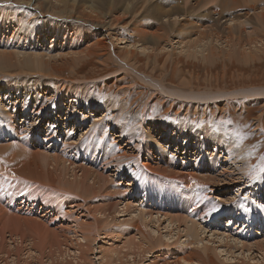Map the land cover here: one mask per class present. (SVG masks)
<instances>
[{"label":"rangeland","instance_id":"obj_1","mask_svg":"<svg viewBox=\"0 0 264 264\" xmlns=\"http://www.w3.org/2000/svg\"><path fill=\"white\" fill-rule=\"evenodd\" d=\"M4 1H8V0H4ZM138 1L139 2L137 4L138 6L137 12L128 18H124L119 23L117 28L114 30V34L111 35V37L114 39L113 40L114 46L117 52L121 51L122 49H126V47H129L130 42L132 43L135 42V41H132L133 40L132 38L130 39V33L129 31H127L129 29L127 28V26H129L128 25L129 21H131L132 19L141 17L142 16L141 12H143L144 9H147V14H154L155 8L157 9L158 13L163 14V12L165 11V8L166 7L168 8V5L162 6L160 4H157V2L160 0H156V1L155 0H138ZM239 1L240 0H237L236 1L237 3L234 2L236 6L233 3V5L235 6L233 7V5L231 4L232 2L229 1L228 3V0H225V1L221 0V2H219V0H211L210 2L209 0H193V1L192 0H177V1L171 0V4L173 6L180 4V6H178L180 7V10L177 12H174V14L172 13V14L162 17L161 20H163V22L159 21V18L157 17H153V18L146 17L145 22L147 23L150 22L149 24H151V26L154 25L155 27H158V28L170 27L172 29V30H169L171 37L169 38V43L167 42V46L169 45L168 48L170 47L175 48V50L171 53L172 54L171 56L174 57V63L173 62H172L173 64L169 63L166 69L167 72L164 77V84L167 87H171V86L175 88L177 86L178 88L183 87V85L180 84L181 76L182 78L188 77L187 79H190V76H189L190 74L193 76L191 77V79L195 80L196 79L195 75L199 76L200 78L199 81L195 80V84L193 86L188 87L189 89H193L195 91L197 90L199 91H211V90L219 91V90H223L224 88H226L224 90L228 92H235L236 90H239L241 88H246V89H251V88L255 89V87L256 89L264 88V52L258 51L257 48H255L261 43L264 44V38H263L264 37V32H263L264 31V23H263L264 0H247L248 3L247 5L245 3V6H243L244 5L243 3L246 2V0H241V4L238 3ZM254 1H256L257 3L256 2L254 3ZM26 2L27 3L29 2L28 4H30L31 0H9V3L7 5H9L11 9H9L10 7L5 6L7 7L5 8V11H6L4 15L5 17L0 16V23L4 21L6 24L11 25V28H12V31H5L2 28V25L0 24V50L2 52H6L9 54L14 53L16 55L15 57L13 56L14 57L13 60L12 58L9 59V60H12L11 62L13 63V65L9 66L8 64V65H5V67L3 68L0 67V89H1L0 90V96H1L0 101L5 103L6 105L12 106V102L18 97L19 101L17 102L16 107H18V110H19L18 111L19 112L18 121H19L22 118L21 112L23 108L26 107L27 101H30L31 98L36 94L35 92L34 95H30L31 92L38 91L39 94L45 93L44 95L46 98H52L53 96L52 93L45 91L44 87L38 90L36 89L34 90L33 87H29L30 85L32 86V84H29L30 81L31 82L33 80L38 81V79H33V76L27 74L33 71L40 72L39 74L45 73V76H39L35 78H39L41 81L45 82L46 84H50L52 88L53 86L54 87L56 86L55 78L57 76L59 78H62L63 80L72 79L75 82H79V81L81 83L84 82L83 84L91 88L90 91L88 92L89 94L88 98L90 97L91 98L87 99L89 100L88 102L90 103H84L83 105L82 104L78 105L74 103V100L72 101L71 98H69L70 99L69 100L63 96L64 98L63 102L65 101V103L75 106V110H72V108L70 110L64 107L63 109H61V111L58 112L59 116L53 115V110H47V112H42L41 114L32 115L31 113V118H28L26 121H23L24 120L23 119L22 122L23 124H25L23 131L29 132L34 128L35 125H38L40 126L39 130L41 134L43 135L42 139H38V138L33 139L31 142L32 143L31 145H26L24 143L21 144L18 141V137L16 135H12L11 137L5 136L3 127H2V121H1L2 117H0V145L3 146V149H4L3 153L5 154L11 155L10 154L11 152L13 153L17 152L18 156L13 158L11 166L13 167L12 170L15 171L17 174L22 175V179H23V181L21 180V183H20L21 190L18 191L16 189L15 194L13 195L18 196L22 192V189H24L26 191L31 192L34 196V199L32 197H30V199H26L25 207L21 209H19L20 205L16 206V204H13V202H9V199L7 197L5 198V204H7V206L11 209L19 210L20 213H23L24 211H26V212H31V214H34L35 210L40 211L41 210L40 206H44L46 204L47 206L46 207L44 206L42 208V211L40 213L41 215L46 211V209L48 208L52 209L51 212L48 213V216L44 217L47 223L49 224L48 226L50 227L47 230V231H50V235L48 234L47 231L45 233L48 235L49 239L46 237L45 234H44V238L46 237L45 240L47 242L51 240L52 241L59 240V243L62 244L60 246L63 247L62 249L64 250L62 252V255L59 252H57L58 259H54L52 261L59 262L60 264H65L67 263V261H70L71 264H79L81 261L77 263V261L74 258L76 256L74 252L78 250L77 244L82 243L84 246H82L81 249L84 250V254L87 253L88 260L90 261L93 260V262L90 263V261L85 259L87 262V263L85 262V264H102L103 260H104L103 264H105L108 261L109 257L112 256L113 254H114L113 258H116L117 254L122 255L123 253H126V252H127L126 253L127 257H123V260L128 261V264L132 263L131 260H134V262H136L135 259H138L137 260L139 261L138 264H148L149 262L150 264H152L153 263L152 257H154L156 254H165V253H163L162 251L161 252L158 251L161 249L157 248L154 250V252L146 253L145 254L146 256L137 255L134 252L135 249L134 248H133L134 250L132 249L134 244L137 243L135 240L141 239L142 241H140L139 243L142 246L143 244L145 245L148 242L147 240H146L147 242H145L144 240L145 238H148L150 235V237L162 238L161 240L168 241L170 244L172 243L177 244V246L183 245L185 242V239L188 238V236L186 235L187 233L185 232L186 231L185 227H187V224L192 223L195 226H197L196 231L198 230L197 233L193 236L195 245L201 249V247L203 248V244L207 246V243H210L208 244L209 247L207 246L208 247L207 249L210 254L214 252L211 255L218 264L220 263L221 264H240V263L245 264V262L246 264H254V263L257 264L258 261H259L258 264H262L264 262V256H263L264 255V244H262L264 242L262 241L264 239V235L257 236V235H253L252 233L254 230L256 232V230L264 231V229L258 230L260 223L257 225L253 223L248 224L250 221L247 220V217L249 213L252 214L253 217H254V214H258L259 216H262V217L264 216V197L259 195L262 190V187L264 186V97L262 98L263 101L261 99L260 101H256L254 97L247 96L246 98L243 99L244 100L243 104H240V102L236 100L237 98H234L231 96V98H229L230 99L229 101H227V99H223L221 101L219 100L218 105L209 104V103H206V104H209V105H206L202 102L198 103L194 99L196 101L195 105L197 107L196 112L194 111L195 108L191 105L192 103H189V101L191 100H188V99L180 100L179 99L177 100V105L174 108L173 107L174 101L171 99L175 96H172L171 94H167L164 91L153 87L152 85L144 82L142 79L139 78V76H137L136 74L130 71L128 72L121 71L119 67V63L116 60L112 59V61L109 60V61L104 62L103 60L104 56L102 55H99V54H93L90 56L86 55L85 53V50L87 48L86 46L88 47L92 46V44H94L96 41L95 37H98V38L101 37V33L97 31V28H95L96 34L91 35L92 34L91 32H93L94 30V27H92L93 25H91L90 23L85 24L81 21H77L75 24H79L77 25L79 27L74 26L73 29H70L67 31H64L65 29L63 28V23L58 24V26L57 24L56 25L54 24L53 28H50L51 26H48L47 22L49 20L52 21L51 18H53L52 17L53 15H50L51 13L47 10V7L45 6V4L42 1H40V5L42 4L41 7L40 5H37V3L35 4L34 2H33L34 6L33 5L29 6ZM130 2L131 0H124V2L122 3L125 6H127L128 4L130 6ZM10 4H12L13 6ZM251 4L255 5V7L251 8L250 6ZM0 5H3L2 1H0ZM38 6L41 10L38 8L39 11L35 14L34 13L35 10L32 9V7L34 8ZM43 6L45 7L43 8ZM258 7L259 8L263 7V9L261 8L263 12H261V10ZM169 8L173 9L171 8V6ZM246 9L248 12H246ZM257 9L258 11L259 10L260 11L258 12ZM114 11H115L114 12L115 14L122 15L123 7H120L118 10H114ZM247 15L249 17H246ZM229 17L230 18L233 17V18L230 19ZM238 18L239 20L240 19L241 20L239 21ZM234 19L237 22L234 21ZM155 20L159 21L158 25L156 24ZM229 20H231V22L234 21L235 23L234 22L231 23ZM243 20L245 21V24L243 23L244 22ZM116 23L118 22L114 21V25H116ZM161 23H163V26L161 25ZM255 23L258 24V27L254 25ZM59 25H62V26L60 27ZM184 25H187L186 27L188 29L190 28L191 29L188 31V29L184 27ZM248 25H251L252 27L256 26L258 28V31L256 27H254L255 28L254 29ZM235 26H241V30L243 29L245 30L240 31V32L236 31L233 29V27ZM204 27H207L210 32L207 35L208 37L205 38L206 39L205 41H209V43L217 44V45L219 43L220 48H224L226 46L227 36H230L232 34L235 35L236 33H238V35H240L241 43H243L244 44L243 46H245L242 50L244 53L240 54V56H247V57L249 56L248 59L250 57H253V59L251 58L249 61L246 62L243 60H238L235 57L230 59L228 58L227 55H221V57L215 58V60H213L212 62H208V60H206L205 57H202L200 53L198 54L199 56L196 58L187 57L186 54L183 53L184 46L179 47V45L185 44L186 41L191 40V39H198L201 36L199 34L200 29L202 31ZM213 27H215V29ZM87 28L89 29V31ZM54 29H58V31L54 32ZM74 29H77V30H74ZM61 30L63 31L62 33L65 34L66 37H63L61 35ZM211 30H213L214 33H212ZM81 31H84V35H85L84 37L79 36L80 33H83ZM257 33L258 34L260 33L259 36ZM115 34L116 36H114ZM104 35L105 37H110L108 36L107 32H104ZM88 36L89 37L91 36L94 39H90L88 38ZM218 38H220L221 40ZM243 39L245 40L243 41ZM181 41L183 42L185 41V42L183 43ZM253 41L257 42L258 45L251 43ZM170 43L172 44L174 43L173 47L172 45H170ZM135 44H138V43H135ZM162 45H163V42H162ZM247 46L249 47V49ZM253 49H255L256 51ZM77 50L79 52H77ZM166 51L167 50H164V52ZM257 51H258L257 53L258 55L255 54V52ZM76 52L78 53V55ZM260 52L262 54H260ZM203 53H205V51ZM74 54H76V56ZM72 55L76 58H74ZM137 55H138V58H137L138 60L136 61V63L138 65L139 64L141 65L140 71L142 73L145 72L146 74L148 73V75H151L150 74L151 69L147 67L149 65H147V62H146L147 61L146 54H142V52L137 50ZM77 56L79 59L77 58ZM164 56H166V53H164L163 58H161V62H160L161 64H163L164 62V59H165ZM30 57H42L43 60H48L51 62L60 61L61 64L59 63L58 65L61 67L65 66V65H62V61L65 60L66 63L64 64H66L67 67H65V69L62 70V72H60L59 74H57L56 72H52V73L50 72L51 74H54V75H49L48 71L47 72L40 71L39 69L32 70L33 68H31L32 66H30L31 63H28L27 61V59L29 60ZM71 57H73L75 60H73V58ZM72 60L74 61V64H76V66L79 67V69L77 70V73L74 72V69L77 67H73ZM68 61L70 63H67ZM37 63L38 62H35L33 63V65L37 66ZM22 69H24L25 71ZM180 71L183 72V74L180 75ZM159 72L160 71H157L155 73L156 78H160L161 75L159 74ZM16 74H17V77L19 78L15 76ZM13 76H15L14 79L10 78ZM208 77H210L209 80L205 79ZM15 80H19L21 83ZM205 80H208V81H205ZM211 80H212V83L213 82L217 84L220 83V85L217 86V88L216 86L212 88L210 86ZM96 81H101L100 83L101 85L98 84L96 85V87L93 86V84ZM6 82H8L9 84L4 85V83ZM91 82L92 84H89ZM25 86L28 88L27 90H29L28 93L25 91H22L23 87ZM18 88H21V89L18 90ZM63 88H64V84H63ZM8 90H11L13 94L11 93L10 97L7 98L4 96ZM152 90L154 91L152 92ZM24 93L27 95V97H25ZM88 94H86L85 97ZM114 94H117V96H119L118 99L116 100V103L111 100L114 98L113 97ZM71 97L73 99L76 98V96L75 97L71 96ZM256 97H258V95ZM103 99H106V100H103ZM165 102L169 104L166 105ZM197 103L202 104V105H198ZM34 104L35 102H32V105ZM89 104H92V106H94L95 108H92V106H90ZM110 104H112L113 106ZM89 107L92 109L90 110ZM33 108L34 107H31V111L33 110ZM145 108H148L146 112L148 119H146L147 120L146 122L141 121L140 119V117L145 118V116L142 115V113L145 112L144 111ZM38 109L39 108H37V110ZM85 113H87L89 117H83V114ZM171 114L173 116H171ZM168 116H171V118H169L168 121H165V118H167ZM175 118L177 120H183V121L190 118L191 120L190 125L187 124L188 123L187 121L185 122L181 121L177 124H187L189 128H192V129L194 128V129L193 130L191 129V131L188 133L187 132L184 133V131L179 133L180 130L177 128H174L175 125H177L175 124V120H174ZM154 119H156L157 121H161L163 119L165 123H171L175 125L166 126L162 124H159V125L151 124L152 120ZM261 121H263L262 124H259ZM96 125H98L100 129H98V131L91 132L92 135L89 138L90 139L89 146L91 147L90 152L86 154L81 152L77 160L70 159L69 161H66L65 163L64 161H62V159L61 160L59 159L60 161L59 164L55 165L52 161L51 164H49L47 167L42 166L43 162L41 160V152H43L44 150H47L49 156H54V155H63L64 157L68 155L70 156L74 153V150L76 149L74 148V146H77L78 148V146H80V144L86 138V137L83 138L84 136L83 133L89 129H92L93 126H96ZM157 126H163L166 129L168 128L172 129V132L175 134L176 137L181 136L178 144H176L177 142L172 143L170 139H168L169 141L168 140L161 141L162 144H164L170 150L168 152L167 161L171 162V165H172L171 171L176 172L177 174L178 173L180 174V172L182 171L186 172L185 174L189 173L191 174V176L197 177L200 181L199 183H194L193 179L188 182L181 183L177 180L176 177L173 178L170 176L163 175L164 170H165L164 171V174H165L170 169L159 166V165H163L161 164V160H163L165 152L162 150L159 143H157L156 139L163 140V138H165V136L163 137V134H166L172 137L173 135L168 134V131H165V130L164 132L160 131ZM114 133L115 135H117V137H113ZM142 133L147 136L146 142L144 144L141 143ZM37 134L38 133H35V136ZM210 135L215 136V139H212V140H215L213 142H216V144H218L219 142L221 143L220 145L218 144L217 146L224 147L223 143H229L233 148H236V149L232 153H229L224 148H219L220 150H213L214 154H209V155L206 154L205 150L213 149V147L211 146H213L214 143L212 141L209 144L201 143V142L204 141V137L206 139V137ZM197 136L199 138V144H203L204 147L201 149L199 153L191 154L187 159L181 158L180 156H182L184 152V142L186 140H189L190 142L189 146H193L191 143L198 140ZM6 137H8L9 139H6ZM238 139L242 143L236 144V141ZM38 147H41V148L38 149ZM156 147L158 148L160 147L158 151ZM175 149L178 151H175ZM171 150L174 152H178L177 155H172ZM153 152L155 153V156L150 158V153H153ZM33 159H35V162ZM241 159L242 161H239ZM250 159H253V162H251L252 160L250 161ZM38 161L39 163H37V165H34ZM69 162H73L75 164L70 165ZM145 162L147 165L143 167L142 165ZM163 166H166V165H163ZM156 167H158V170H155ZM24 168H25V171H27L28 173L24 171ZM44 168H47V169H44ZM26 169H29L30 171ZM42 170L44 174L40 173L42 172ZM246 170L248 173H246ZM101 173H105L106 175H109V177H105V176L100 177ZM230 173L232 176L230 175ZM250 173H251L250 175L251 177L253 176L258 177V179L252 180L251 178H249ZM37 175L39 176V178L40 177L42 178L41 181L39 178H38L39 180L37 179ZM134 175H135V178H134ZM33 176L36 177V179ZM45 176L46 178H44ZM261 176H262V179H259ZM148 177H151V179L146 180ZM43 178L46 180H44ZM60 178H63L64 180H66L67 183H68V180L74 181V183L72 184V186L74 187H70L68 185H65L64 183L61 184L59 182L61 180ZM55 181L60 185H58ZM32 182H38V183H32ZM132 183L133 185H129ZM77 184L78 186H76ZM7 185H9V182L4 181L2 188L8 189V187L5 188V186ZM146 185L147 186L155 185V188L157 187L162 192H165L169 196V199L173 200V202H170L167 206H164V207L162 205H159L158 207L154 206L155 205L154 203L153 205H151L150 203L152 200L150 197L141 198V196H138L139 193H141V191L143 190L141 187L146 186ZM95 186L98 188H96ZM75 187L77 188V190ZM133 187L134 189L139 190V193L135 194V196L131 195L133 190H130V189H132ZM127 189H129V191ZM158 192L160 191L158 190ZM124 193H130V195L126 196V199H127L126 202H128L132 206L134 207H139V206L141 207L144 205L147 206L144 210L145 211L144 216L142 215L138 216L139 214L138 208L136 211H133L135 215L131 211H129L130 214L128 213V211H123V208H125L124 205L126 203L124 200L122 202H119V201L114 202L115 200H117L118 195L123 196ZM174 194H181L183 196H192V197L201 198L202 205L201 204L195 205L196 208H199L198 211L195 210L193 212L192 211L193 208H190L188 210L184 208L182 210L180 209L178 202H177L179 198H176ZM9 195H12V194L9 193ZM23 198L24 197L22 196L20 197L19 200H23ZM217 198H221V199L217 200ZM15 200H17L16 197H15ZM35 201L38 202L37 205H33ZM113 203L116 206L111 207L112 213H113V216H115V218L117 219V221L113 220L112 214L110 215L111 219H110V216L102 215L103 216L102 217L100 214L101 212L99 211L100 208H103L102 206H104V208L105 207L107 208ZM33 206H34V209H31ZM149 206L150 208L153 207V213L151 215L146 214V212H148V210L150 209ZM53 208H56V209L54 210ZM95 208H96V211L93 210ZM164 209H167V210H164ZM92 213L93 215H96V216H93ZM131 213L135 217H133ZM223 213H227V214L234 213L238 215L237 219L235 218L233 219L234 223H232L231 229H229L230 227H224V225H221L223 217L220 215H222ZM31 214L23 213V215H26V216H29ZM41 215L37 216V218L41 217ZM176 215H178L179 218L175 217ZM17 216L23 222L27 218L24 216H19V215ZM169 216H172V219ZM173 216H174V219H173ZM180 216H189V217H187V219H184ZM83 218H84V221H83ZM124 218L125 219L128 218V221L127 220L125 221ZM132 218H136L135 221L132 223H135L138 226L140 225L144 229L143 228L141 229V227L139 230L137 228L133 230L127 229V226L131 222L130 219ZM169 218L170 220L175 221V222L173 221L174 224L173 223L169 224V221H170ZM92 219L93 221L91 222ZM95 219H96V222L100 221V223H98L99 225L95 222ZM100 219H102V222ZM158 219H159V222H158ZM175 219H177V222ZM80 220L82 221V223L84 222L86 224L84 223L82 224ZM110 220L111 221L113 220L114 222H116V224L114 222H111ZM104 222L107 223L105 227L102 224ZM109 223L111 225H109ZM148 223H149V226H147ZM154 223L156 224L159 223V225L157 224L158 225L157 226ZM79 224L81 226H79ZM113 224L114 226H112ZM84 225L85 227L82 232V228ZM95 225H97L96 226L97 228L98 226H100L98 228V231L101 235L98 234L100 236H96V238L93 237L92 238L93 242L88 241L89 238H87L86 241L83 240V238L81 237L85 233L84 230H87L85 233L87 235L88 232H90L92 228H95ZM143 225H146V226H143ZM181 225H182V228L184 226L183 230L181 228ZM250 225L253 227V230ZM109 226H112V227L110 228ZM166 226L169 227L170 229L167 228ZM172 226L173 228H171ZM234 226L236 229L234 228ZM106 227L109 228V230ZM148 227H151V228H148ZM158 227H160L159 228L160 230L158 229ZM86 228L90 230L88 231V229ZM104 228H106L105 229L106 232L111 231L112 236L110 235L108 236L107 235L108 233L105 232ZM165 228H166V231L164 230ZM175 228L177 232L178 231L180 232L179 237L176 236L177 238L173 235L174 233L175 235L178 234ZM152 229L154 230V232L152 231ZM173 229L175 230V232L170 231ZM117 230L119 231V233ZM146 230H148L149 233H146L148 232ZM132 232L136 235V237ZM181 232H182V235H181ZM130 233L133 238L130 237ZM162 233H165V234H162ZM190 233H193V232H190ZM203 233L205 234L203 235ZM31 234H34V233H31ZM167 234L168 236L166 237ZM171 234L174 237H171L172 236ZM127 235L130 239L126 237ZM141 235L143 236V238H141L142 237ZM184 235L187 237H185ZM169 236L171 238H169ZM214 236L217 237L216 240ZM134 237L136 239H134ZM125 239L127 240L128 243H129V240L130 241L132 240L131 241L132 244L131 243L129 244V247L131 249H129L127 245L128 243L125 241ZM172 239L177 241V243H174ZM177 239L180 241V243H178ZM220 239L221 241L218 242ZM8 240H9V237H6L4 245L2 244L0 246L3 251V253L2 251L0 252L1 254H3V255L0 254V263L3 262V258H7V255L4 254V251L10 250V249L14 251L15 246H17L18 244L15 241L11 242L12 240H9V241ZM37 240L38 239L32 242L30 237H27L23 245L18 244L19 247H21V249L19 251L18 258H16L15 261H19V264H22V262L23 264H27V263L29 264H51V261L48 262L49 259L48 257H46L47 254L45 255L41 254L40 248L37 245H35ZM169 240H172V241H169ZM226 241L228 242L226 243ZM88 242L90 244L91 249L89 248ZM141 242H143V244ZM9 243L12 245H10ZM139 243L135 244L136 245L135 247H137L138 249L141 247V246H138ZM256 243L258 244L256 245ZM199 244L202 246H200ZM241 244L244 245V247ZM144 245L142 249L146 247V245L145 246ZM231 245L233 247H230ZM258 245L260 246L258 247ZM175 246H172V247L169 246L170 248L168 252L169 255H166V256L174 259L175 256L178 255V253H171L175 251V249H173L175 248ZM225 246H226L225 248L226 250L224 249ZM28 248H32V249L28 251V253L24 252V251H27ZM65 248H68V249L66 250ZM216 248H217V251L216 250L214 251V249ZM230 248L231 249L234 248L235 253H233V249L231 250ZM89 249H90V252H88ZM119 249L122 251H119ZM221 249H223L224 251L221 252L220 251ZM256 250L259 251L260 253L257 252ZM12 251H11V255H13ZM32 251L33 253H29ZM65 251H67V253L63 255ZM227 251H231L232 253L231 252L227 253ZM110 252L113 254H111ZM248 252L250 253V255ZM226 253L228 256L226 255ZM101 254H102V258L100 257ZM103 254L106 255L107 258ZM31 255L33 257L38 255L39 260H36L35 258L33 259V257L32 258L29 257ZM241 255L242 257L240 258ZM251 256H253V258ZM223 257L228 260H225ZM236 257L239 260L236 259ZM255 257L256 259H254ZM257 257L259 260L257 259ZM100 258L102 259V261L100 260ZM149 260H151L152 262ZM140 261L142 263H140ZM117 262L118 260H115V263Z\"/></svg>","mask_w":264,"mask_h":264},{"label":"bare ground","instance_id":"obj_2","mask_svg":"<svg viewBox=\"0 0 264 264\" xmlns=\"http://www.w3.org/2000/svg\"><path fill=\"white\" fill-rule=\"evenodd\" d=\"M0 1H2V4L3 5H0V16H4L5 15V13H6V11H5V8H7V7H10L9 5H7L8 3H9V0L8 1H4V0H0ZM40 1H42L44 4H45V6L47 7V10L51 13L50 15H53L52 17L53 18H51V20L52 21H48L47 23H48V26H51L50 28H53V26H54V24L56 25L57 24V26H58V24H60V23H63V28L65 29L64 31H67V30H70V29H73L74 28V26H77V25H79V24H75L77 21H81V22H83V23H85V24H87V23H90L91 25H93L92 27H94V30H93V32H91L92 34L91 35H95L96 34V32H95V28H97V31H99V33H101V37H95V43L94 44H92V46H86L87 48H86V50H85V53H86V55L87 56H90V55H93V54H99V55H102V56H104L103 58V60H104V62L105 61H109V60H111L112 61V59H114V60H116L118 63H119V67H120V70L121 71H124V72H128V71H130V72H132V73H134V74H136L137 76H139V78L140 79H142L144 82H146V83H148V84H150V85H152L153 87H155V88H158V89H160V90H162V91H164L165 93H167V94H171L172 96H175V97H173L171 100H173L175 103L177 102V100H181V99H188V100H191V101H189V103H192L191 105L195 108L194 109V111L196 112V109H197V107H196V105H195V103H196V101L199 103V102H202V103H204V104H206V103H209V104H215V105H218V102H219V100L221 101V100H223V99H227V101H229L230 99L229 98H231V96L232 97H234V98H237L236 100L238 101V102H240V104H243V99L244 98H246L247 96H249V97H254V99L256 100V101H260V99L262 100V98L264 97V88H260V89H256V87H255V89H246V88H241V89H239V90H236L235 92H228V91H226V90H224V89H226V88H224L223 90H219V91H213V90H211V91H199V90H197V91H195V90H193V89H189L188 87H190V86H193L194 84H195V80H197V81H199L200 80V78H199V76H196L195 75V80L194 79H191V77H193L192 75H190L189 74V76H190V79H187L186 77H183L182 78V76H181V79H180V84H182L183 85V87H179L178 88V86L175 88V87H167L165 84H164V77H165V75H166V69H167V66H168V64L169 63H174V57H172L171 55V53L175 50V48L173 47V44L172 43H170V45H172V47L173 48H168V46H167V42L169 43V38L171 37V34H170V32H169V30H172L170 27H163V28H158V27H155L154 25H152L151 26V24H149V23H147V22H145V19H146V17H148V18H153V17H157V18H159V21H162L163 22V20H161L162 19V17H164V16H167V15H169V14H174V12H177V11H179L180 10V7H178V6H180V4H177V5H175V6H173L172 4H171V0H160V1H158L157 2V4H160V5H162V6H166V5H168V8L166 7L165 8V11L163 12V14H161V13H158L157 12V9L155 8V13L154 14H147V9H144L143 10V12H141V17H138V18H136V19H132L131 21H129L128 22V25L129 26H127V28H129L127 31H129V33H130V39L132 38L133 40L132 41H135V42H130V46L129 47H126V49H122L121 51H118L117 52V50L115 49V46H114V39L111 37V35L112 34H114V30L117 28V26L119 25V23L124 19V18H128V17H130V16H132L134 13H136L137 12V4H138V0H131V2H130V6H129V4L127 5V6H125L122 2H124V0H31V2H30V4H28L27 2V4L30 6V5H33V2L36 4L37 3V5H40ZM156 1V0H155ZM177 1V0H176ZM193 1V0H192ZM211 0H209V2H210ZM225 1V0H224ZM229 1H231L232 3V5H233V3L234 2H236L237 0H228V3H229ZM197 2V1H196ZM219 2H221V0H219ZM256 1H254V3H255ZM128 3V2H127ZM212 3V2H211ZM211 3H210V5H211ZM227 3V2H226ZM237 3V2H236ZM238 3H240L241 4V0L238 2ZM245 3H246V5H247V3H248V1L246 0V2H244L243 4V6H245ZM257 3V2H256ZM202 4V3H201ZM207 4V3H206ZM224 4V3H223ZM10 5H12V4H10ZM42 5V4H41ZM41 5H40V7H41ZM185 5V4H184ZM195 5V4H194ZM205 5V4H204ZM231 5V6H232ZM234 5L236 6V4L234 3ZM233 5V7H235ZM238 5V4H237ZM5 6H7V7H5ZM13 6V5H12ZM34 6V5H33ZM45 6H43V8L45 7ZM171 6V8H173V9H170L169 7ZM188 6V5H187ZM187 6H185V7H187ZM191 6H193V5H191ZM196 6V5H195ZM227 6V5H226ZM251 6V8H254L255 7V5H253V4H251L250 5ZM120 7H123V14L122 15H117V14H115L114 12V10H118ZM197 7V6H196ZM207 7V6H206ZM257 7V6H256ZM260 7V6H259ZM258 7V8H259ZM39 6L38 7H32V9H34L35 11H34V13L36 14L38 11H39ZM189 8V7H188ZM200 8V7H199ZM262 9H263V7H261ZM261 8H259L260 10H261ZM9 9H11V7L9 8ZM186 9V8H185ZM190 9H192V8H190ZM201 9V8H200ZM256 9V8H255ZM41 10V9H40ZM195 10V9H194ZM259 10V11H260ZM33 11V10H32ZM140 11V10H139ZM188 11V10H187ZM203 11V10H202ZM251 11H252V9H251ZM257 11H258V9H257ZM258 11V12H259ZM44 12V11H43ZM182 12V11H181ZM191 12V11H190ZM246 12H248L247 11V9H246ZM245 12V13H246ZM261 12H263L262 10H261ZM260 12V13H261ZM185 13V12H184ZM184 13H182V14H184ZM244 13V12H243ZM191 14V13H190ZM240 14V13H239ZM247 14V13H246ZM253 14V13H252ZM231 15V14H230ZM232 16V15H231ZM236 16H238V15H236ZM5 17V16H4ZM235 17V16H234ZM243 17H245V16H243ZM246 17H249L248 15L246 16ZM230 18V17H229ZM233 18V17H232ZM232 18H230V19H232ZM179 19H181V18H179ZM241 19H242V17H241ZM240 19V20H241ZM6 20H7V18H6ZM238 20H239V18H238ZM239 20V21H240ZM253 20V19H252ZM10 21V20H9ZM114 21L116 22H118V23H116V25H114ZM144 21V22H143ZM156 21V20H155ZM159 21H156V24L158 25V23H159ZM230 22H231V20H229ZM234 21H236L235 19H234ZM234 21H232V22H234ZM244 21V20H243ZM231 22V23H232ZM237 22V21H236ZM71 23V24H70ZM166 23V22H165ZM221 23V22H220ZM235 23V22H234ZM241 23V22H240ZM244 24H245V21L243 22ZM242 23V24H243ZM263 23H264V20H263ZM1 25H2V28L5 30V31H12V28H11V25H8V24H6L4 21L3 22H1L0 23ZM17 24V23H16ZM184 24V23H183ZM239 24V23H238ZM161 25L163 26V23H161ZM169 25V24H168ZM215 25V24H214ZM213 25V26H214ZM229 25V24H228ZM232 25H234V24H232ZM251 25H253V24H251ZM251 25H248V26H250L251 28H254V27H258V24L257 23H255L254 25H256V26H251ZM60 27L62 26V25H59ZM170 26V25H169ZM187 25H184V27H186ZM188 26H190V25H188ZM192 26V25H191ZM205 26V25H204ZM209 26V25H208ZM211 26V25H210ZM227 26V25H226ZM77 27H79V26H77ZM183 27V26H182ZM181 27V28H182ZM220 27H221V25H220ZM256 27V28H257ZM260 27V26H259ZM57 28V27H56ZM187 28V27H186ZM207 27H204L203 28V30L201 31V29H200V32H199V34L201 35L198 39H191V40H188V41H184L185 42V44H182V45H179V47H181V46H184V48H183V53H185L186 54V56L187 57H194V58H196V57H198L199 55V53L202 55V57H205V59L206 60H208V62H212L213 60H215V58H219V57H221V55H227L228 56V58H230V59H232V58H237L238 60H243V61H249L251 58L253 59V57H250L249 59H248V57L247 56H240V54H243L244 52L242 51L243 50V48L245 47V46H243L244 44L243 43H241V41H240V35H238V33H236L235 35H230V36H227V43H226V46L224 47V48H220V45H219V43H218V45L217 44H211V43H209V41H205L206 39L205 38H207L208 36V34L210 33L209 32V29L207 28ZM214 29H215V27H213ZM231 28V27H230ZM62 29V28H61ZM77 29H79V28H77ZM77 29H74V30H77ZM88 29V28H87ZM184 29V28H183ZM188 29V28H187ZM191 29V28H190ZM190 29H188V31L190 30ZM233 29L234 30H236V31H244L245 29H243V30H241V26H235V27H233ZM250 29V28H249ZM255 29V28H254ZM3 30V31H4ZM49 30V29H48ZM63 30V29H62ZM61 30V35L63 36V37H66L65 36V34H63L62 31ZM182 30V29H181ZM206 30V31H205ZM248 30V29H247ZM263 30V29H262ZM58 31V29H54V32H57ZM85 31H87V30H85ZM88 31H89V29H88ZM225 31V30H224ZM250 31H252V30H250ZM257 31H258V28H257ZM71 32V31H70ZM81 32H83V33H80L79 34V36H85L84 35V31H81ZM104 32H107V34H108V36H110V37H105V35H104ZM183 32V31H182ZM181 32V33H182ZM187 32V31H186ZM211 32L212 33H214L213 32V30H211ZM221 32V31H220ZM227 32V31H226ZM264 32V31H263ZM9 33V32H8ZM68 33H69V31H68ZM72 33V32H71ZM224 33V32H223ZM234 33V32H233ZM249 33V32H248ZM251 33V32H250ZM254 34V33H253ZM258 34V33H257ZM260 34V33H259ZM259 34H258V36H259ZM100 35V34H99ZM103 35V36H102ZM229 35V34H228ZM114 36H116V34L114 35ZM255 36H256V34H255ZM263 36V35H262ZM73 37V36H72ZM196 37V36H195ZM195 37H193V38H195ZM219 37V36H218ZM248 37V36H247ZM261 37V36H260ZM29 38V37H28ZM38 38V37H37ZM74 38V37H73ZM88 38H90V39H94V38H92L91 36L89 37L88 36ZM124 38V37H123ZM189 38H191V37H189ZM221 38V37H220ZM220 38H218V39H220ZM264 38V37H263ZM183 39V38H182ZM212 39V38H211ZM210 39V40H211ZM250 39V38H249ZM257 39V38H256ZM121 40V39H120ZM187 40V39H186ZM221 40V39H220ZM245 39H243V41H244ZM204 41V42H203ZM162 42H163V45H162ZM174 42V41H173ZM181 42H183V41H181ZM183 42V43H184ZM248 42V41H247ZM78 43H80V42H78ZM132 43V44H131ZM135 43H138V44H135ZM251 43H254V44H256V45H258V43L257 42H251ZM211 44V45H210ZM253 44V45H254ZM217 45V46H216ZM252 45V44H251ZM178 47V48H179ZM223 47V46H222ZM248 47V46H247ZM246 47V48H247ZM251 47V46H250ZM255 48H257V50L258 51H262V52H264V44L263 43H261L260 45H258V46H256ZM163 49V50H162ZM248 49H249V47H248ZM43 50V49H42ZM72 50H74V49H72ZM100 50H101V52H100ZM137 50H139L140 52H142V54H146V59H147V65H149V66H147L149 69H151V72H150V74L151 75H148V73L146 74L145 72L144 73H142L140 70H141V65L139 64H137L136 63V61L138 60L137 58H138V55H137ZM164 50H167L166 52H164ZM253 50H255V49H253ZM1 51V50H0ZM44 51V50H43ZM104 51V52H103ZM205 51V53H203ZM246 51V50H245ZM256 51V50H255ZM258 51L257 52H255V54H257L258 53ZM69 52V51H68ZM70 52H71V50H70ZM77 52H79L78 50H77ZM76 52V53H77ZM81 52V51H80ZM247 52V51H246ZM249 52V51H248ZM250 52H252V51H250ZM254 52V51H253ZM61 53V52H60ZM59 53V54H60ZM164 53H166V56H164L165 57V59H164V62H163V64H161L160 62H161V58H163V55H164ZM180 53H182V52H180ZM36 54V53H35ZM44 54H45V52H44ZM62 54H64V53H62ZM82 54V53H81ZM236 54V55H235ZM253 54V53H252ZM260 54H262L261 52H260ZM21 55V54H20ZM46 55H48V54H46ZM70 55H71V53H70ZM75 56H76V54H74ZM77 55H78V53H77ZM249 55V54H248ZM258 55V54H257ZM16 56L14 53H6V52H0V67L1 68H3V67H5V65H8L9 64V66H11V65H13V63L11 62L12 60H13V58ZM18 56V55H17ZM22 56V55H21ZM60 56V55H59ZM63 56H65V55H63ZM73 56V55H72ZM81 56V55H80ZM79 56V57H80ZM253 56V55H252ZM58 57V56H57ZM67 57V56H66ZM74 57V56H73ZM73 57H71V58H73ZM94 57V56H93ZM10 58H12V60H9ZM17 58V57H16ZM19 58V57H18ZM23 58H24V56H23ZM27 58V57H26ZM59 58V57H58ZM74 58H76V57H74ZM73 58V60H75ZM77 58H78V56H77ZM173 58V59H172ZM242 58V59H241ZM68 59V58H67ZM79 59V58H78ZM100 59V58H99ZM172 59V60H171ZM59 60H61V59H59ZM72 60V61H73ZM77 60V59H76ZM103 60H102V62H103ZM16 61V60H15ZM27 61H28V63H31L30 64V66H32L31 68H33L32 70H36V69H39L40 71H48L49 72V75H54V74H51L52 72H56L57 74H59L60 72H62V70H64L65 69V67H67L66 66V64H64V63H66V61L65 60H63L62 61V65H65L64 67H61V66H59L58 64L60 63L61 64V62L59 61V62H57V61H48V60H43V58L42 57H30L29 58V60L27 59ZM71 61V62H72ZM99 61H101V60H99ZM22 62V61H21ZM35 62H38L37 63V66H35V65H33V63H35ZM80 62V61H79ZM87 62V61H86ZM16 63H18V62H16ZM67 63H70L69 61L67 62ZM172 63V64H173ZM21 64V63H20ZM72 64H73V67H77L76 66V64H74V61L72 62ZM71 64V65H72ZM107 64V63H106ZM193 64V63H192ZM227 64V63H226ZM243 64V63H242ZM22 65V64H21ZM70 65V66H71ZM8 66V67H9ZM18 66V65H17ZM26 66V65H25ZM194 66V65H193ZM234 66V65H233ZM20 67V66H19ZM24 67V66H23ZM25 68V67H24ZM72 68V67H71ZM147 68V69H148ZM209 68V67H208ZM29 69V68H28ZM70 69V68H69ZM79 69V67H77V68H75L74 69V72L75 73H77V70ZM82 69V68H81ZM107 69H109V68H107ZM111 69V68H110ZM248 69V68H247ZM3 70V69H2ZM6 70V69H5ZM22 70H24V69H22ZM176 70H177V68H176ZM17 71V70H16ZM25 71V70H24ZM150 71V70H149ZM157 71H160L159 72V74L161 75L160 76V78H156L155 77V73L157 72ZM13 72V71H12ZM20 72V71H19ZM51 72V73H50ZM148 72V71H147ZM9 73V72H8ZM40 72H31V73H27V74H29V75H31V76H33V79H38V81L37 80H33L32 82L30 81L29 82V84H32V86L30 85L29 87H33V89L35 90H38V89H40V88H42V87H44L45 88V91H48L49 93H52V98H46L45 97V93H43V94H39L38 93V91H33V92H31L30 93V95H34V93L36 92V94H37V96H36V94L31 98V100L30 101H27V105H26V107L25 108H23V110H22V118H21V120H19L18 121V119H19V110H18V107H16V104H17V102L19 101L18 100V97L12 102V106H9V105H6L5 103H3V102H1L0 101V103H2V104H0V117H2V127H3V131H4V135L5 136H9V137H11L12 135H16L17 137H18V141L22 144V143H24V144H26V145H31L32 143V140L33 139H42L43 138V135L41 134V132H40V126H38V125H35L34 126V128L31 130V131H29V132H26V131H23V128H24V126H25V124H23V122H22V120L23 121H26L28 118H31V113H32V115H34V114H41L42 112H47V110H53V115H56V116H59V111H61V109H63L64 107H66L67 109H70L71 110V108H72V110H75V106H73V105H70V104H67V103H65V101L63 102V96L64 97H66V99H69V98H71V100L73 101L74 100V103H76V104H84V103H90V102H88L89 100H87V99H90V98H88V96H89V94H88V92L90 91V87L89 86H86L85 84H83V83H81L80 81L79 82H75L74 80H63L62 78H59L58 76L55 78L56 79V83H55V87L53 86V88L51 87V85L50 84H46L45 82H43V81H41L39 78H35V77H39V76H45V73H41V74H39ZM55 73V74H56ZM168 74V73H167ZM181 74H183V72H181L180 71V75ZM185 75H186V73H185ZM16 77H17V74L15 75ZM15 76H13V77H10V78H15ZM48 76V75H47ZM135 76V75H134ZM223 76H224V74H223ZM130 77H132V76H130ZM136 77V76H135ZM180 77V76H179ZM17 78H19V77H17ZM116 78V77H115ZM236 78H238V77H236ZM12 79V80H13ZM41 79H42V77H41ZM59 79H61V80H59ZM133 79V78H132ZM131 79V80H132ZM205 79H210V77H208V78H205ZM234 79H235V77H234ZM117 80H118V78H117ZM208 80H205V81H208ZM223 80V79H222ZM15 81H18V82H20L19 80H15ZM60 81H62V82H60ZM102 82H104V81H102ZM222 82V81H221ZM21 83V82H20ZM101 83V81H96L94 84H93V86H95L96 87V85H98V84H100ZM7 84H9L8 82H6V83H4V85H7ZM63 84H64V88H63ZM89 84H92V82L91 83H89ZM89 84H87V85H89ZM224 84V83H223ZM13 85V84H12ZM101 85V84H100ZM104 85V84H103ZM220 85V83L219 84H217V83H212V80H211V82H210V86L212 87V88H214L215 86H216V88H217V86H219ZM28 86V85H27ZM105 86H106V84H105ZM92 87V86H91ZM21 88H18V90H20ZM23 89H25V90H23ZM23 89H22V91H25V92H29V90H27L28 88L25 86V87H23ZM1 90V89H0ZM12 90V89H11ZM11 90H8L7 92H6V94H5V96L4 97H10V94L12 93L13 94V92L11 91ZM44 91V92H45ZM121 91V90H120ZM154 90H152V92H153ZM23 93V92H22ZM86 94H88L86 97H85V95ZM101 94V93H100ZM163 94V93H162ZM24 95H25V97H27V95L24 93ZM106 95V94H105ZM155 95V94H154ZM230 95V96H229ZM258 95V97H256ZM71 96H73V97H75L76 96V98L75 99H73ZM82 96V97H81ZM104 96V95H103ZM236 96V97H235ZM1 97V96H0ZM30 97V96H29ZM114 98L113 99H111L113 102H115L116 103V100L118 99V97L119 96H117V94H114V96H113ZM177 97V98H176ZM6 98V99H7ZM29 99V98H28ZM106 99H108V98H106ZM106 99H103V100H106ZM110 99V98H109ZM196 101H195V100ZM70 100V99H69ZM115 100V101H114ZM172 101V102H173ZM184 101V100H183ZM263 101V100H262ZM10 102V101H9ZM32 102H35V104L34 105H32ZM170 102V101H169ZM194 102V103H193ZM166 103V105H168V103L167 102H165ZM186 103V102H185ZM188 103V104H189ZM197 103V104H198ZM209 104H206V105H209ZM90 106H92V104H89ZM110 105H112V104H110ZM191 105H189V106H191ZM198 105H202V104H198ZM9 106V107H8ZM113 106V105H112ZM214 106V105H213ZM31 107H34L33 108V110L31 111ZM123 107V106H122ZM146 107V106H145ZM37 108H39L38 110H37ZM92 108H95L94 106H92ZM92 108H90L89 107V109L91 110ZM188 108V107H187ZM208 108V107H207ZM206 109V108H205ZM147 110H148V108H145V112H143L142 113V115H144L145 116V118H143V117H140V119H141V121H144V122H146L147 120L146 119H148V116H147V114H146V112H147ZM216 110V109H215ZM213 114H214V112H213ZM171 116H173L172 114H171ZM171 116H168L167 118H165V121H168L169 120V118H171ZM83 117H89V115L87 114V113H85V114H83ZM189 117V116H188ZM100 119H102V118H100ZM175 120V124H177V123H179V122H181V121H183V120H177L176 118L174 119ZM185 121H187L188 123L187 124H189L190 125V123H191V120H190V118L189 119H187V120H185ZM185 121H183V122H185ZM262 122L263 121H261L259 124H262ZM151 124H162V125H166V126H173V125H175V124H171V123H165L164 122V120L162 119L161 121H157L156 119H154V120H152V123ZM187 124H177V125H175V127L174 128H177V129H179L180 131H179V133L180 132H182V131H184V133L185 132H190L191 131V129L192 128H189V126L187 125ZM158 127V129L160 130V131H162V132H164V130L165 131H168V134H170V135H173V137L172 136H168V135H166V134H163V137L165 136V138H163V140H159V139H156V141H157V143H159V145L161 146V148H162V150L165 152L164 153V158H163V160H161V164H163V165H166V166H163V165H159L160 167H164V168H168V169H170L168 172H166L165 174H164V171H163V175L164 176H170V177H176L177 178V180L179 181V182H181V183H185V182H188V181H190V180H192L193 179V181H194V183H199L200 181H199V179L197 178V177H193V176H191V174H185L186 172H184V171H182V172H180V174L178 173H176V172H172L171 170H172V165H171V162H168L167 161V157H168V152L170 151L169 150V148H167L164 144H162V142L161 141H167L168 139H170V141L172 142V143H176V144H178L179 143V139L181 138V136H178V137H176L175 136V134L172 132V129H166L165 127H163V126H157ZM191 127V126H190ZM196 128V127H195ZM98 129H100V127L98 126V125H96V126H93V128L92 129H89V130H87V131H85L83 134H84V136H83V138H85L84 140H83V142L80 144V146H78V148H77V146H74V148H76L75 150H74V153L72 154V155H68V156H66V157H64L63 155H54V156H49L48 155V151L47 150H44L43 152H41V160H42V162H43V165L42 166H44V167H47L49 164H51V162L53 161V163L56 165V164H59V159L61 160L62 159V161H64L65 163H66V161H69L70 159H75V160H77L78 159V156L81 154V152H83L84 154H86V153H88V152H90L91 151V147L89 146V138H90V136L92 135L91 134V132H95V131H98ZM194 129V128H193ZM192 129V130H193ZM204 129V128H203ZM39 130V131H38ZM171 130V131H170ZM35 133H38L36 136H35ZM172 133V134H171ZM47 134H49V133H47ZM199 136V135H198ZM198 136H197V141H195V142H193V143H191L193 146H189V140H186L185 142H186V144H185V142H184V152H183V155L182 156H180L181 158H188L191 154H194V153H199L200 151H201V149L204 147V145L203 144H199V138H198ZM203 136V135H202ZM113 137H117V135H115V133H114V136ZM142 138H141V143L142 144H144L145 142H146V138H147V136L145 135V134H143L142 133V136H141ZM6 139H9L8 137H6ZM165 139V140H164ZM171 139H173V140H171ZM212 139H215V136L214 135H210V136H208V137H206V139H205V137H204V141H202L201 143H206V144H209L211 141L213 142V141H215V140H212ZM203 140V139H202ZM142 141H144V142H142ZM169 141V140H168ZM198 142V143H197ZM41 143V142H40ZM181 143V142H180ZM214 143V145L213 146H211V147H213V149H211V150H205V153L206 154H214V152H213V150H220L219 148H224L225 150H227L229 153H232L236 148H233L229 143H223V145H224V147H222V146H217L218 144L220 145L221 143L219 142L218 144H216V142H213ZM237 143H242L239 139L236 141V144ZM175 144V145H176ZM50 147V146H49ZM166 147V148H165ZM41 147H38V149H40ZM160 148V147H159ZM158 147H156V149H157V151H158V149H159ZM178 148V147H177ZM194 149V150H193ZM238 149V148H237ZM3 151H4V149H3V146H1L0 145V246L3 244L4 245V243H5V240H6V237H9V240H12L11 242H17L19 245L21 244V245H23L24 244V242H25V240L27 239V237H30V239H31V241L33 242V241H35L36 239H38L37 240V242L35 243V245H37L39 248H40V253L41 254H47L46 255V257H48V259H49V261L48 262H50L51 261V264H60L59 262H54V261H52V260H54V259H58V256H57V252H59L61 255H62V252L64 251L62 248L63 247H61L60 245H62L61 243H59V240H51V241H49V242H47L45 239H46V237L48 238V235L47 234H45L46 233V231L48 230V228H50L48 225V223H47V221H46V219L44 218V217H46V216H48V213H50L51 212V210L52 209H50V208H48V209H46V211L41 215L40 213H41V211H42V208L45 206H47V204L46 205H44V206H40V208H41V210L39 211V210H35V212H34V214H31V212H26V211H24L23 213H26V214H31V215H29V216H26V215H23V213H20V211L19 210H15V209H11V208H9L8 206H7V204H5V198L7 197L8 199H9V202H13V204H16V206H18V205H20L19 206V209H21V208H23V207H25V204H26V199H30V197H32L33 199H34V196H33V194L31 193V192H29V191H26V190H24V189H22V192L17 196V195H13V194H15V190L17 189L18 191H20L21 190V187H20V183H21V180L23 181V179H22V175H20V174H17L15 171H13L12 170V166H11V164H12V160H13V158L14 157H16V156H18V154H17V152H11L10 154L11 155H8V154H5V153H3ZM175 151H178V150H176L175 149ZM177 153L178 152H174V151H172L171 150V154L172 155H177ZM155 156V153L153 152V153H150V158L151 157H154ZM39 157V156H38ZM179 157V156H178ZM38 159V158H37ZM34 160V162H35V159H33ZM252 160V161H251ZM37 161V160H36ZM239 161H242V159L241 160H239ZM250 161L251 162H253V159H250ZM34 162H33V164H34ZM37 163H39V161L38 162H36V164H34V165H37ZM241 163H243V162H241ZM42 164V163H41ZM64 164V163H63ZM69 164L70 165H73V164H75V163H73V162H69ZM159 164V163H158ZM238 164V163H237ZM31 165V164H30ZM39 165V164H38ZM147 164H146V162L142 165L143 167H145ZM40 166V165H39ZM24 167V166H23ZM35 167V166H34ZM33 167V168H34ZM53 167V166H52ZM235 167V166H234ZM29 168V167H28ZM38 168V167H37ZM36 168V169H37ZM40 168V167H39ZM245 168V167H244ZM35 169V168H34ZM42 169V168H41ZM40 169V170H41ZM44 169H47V168H44ZM50 169V168H49ZM248 169V168H247ZM26 170H28V171H30L29 169H26ZM51 170V169H50ZM120 170V169H119ZM155 170H158V167H156L155 168ZM237 170V169H236ZM245 170V169H244ZM24 171H25V168H24ZM225 171V170H224ZM25 172H27V171H25ZM40 172V171H39ZM38 172V173H39ZM48 172H49V170H48ZM105 172V171H104ZM231 172V171H230ZM233 172V171H232ZM28 173V172H27ZM31 173V172H30ZM37 173V174H38ZM41 174L43 173V170H42V172H40ZM47 173V172H46ZM51 173V172H50ZM118 173H119V171H118ZM246 173H248L247 172V170H246ZM40 174V175H41ZM44 174V173H43ZM52 174V173H51ZM94 174V173H93ZM99 174V173H98ZM222 174V173H221ZM229 174V173H228ZM31 175V174H30ZM50 175V174H49ZM55 175V174H54ZM96 175H97V173H96ZM230 175H231V173H230ZM251 175V173L249 174V178H251L252 180H255V179H258V177H251L250 176ZM35 176V175H34ZM33 176V177H34ZM102 176H105V177H109V175H106L105 173H101V176L100 177H102ZM228 176V175H227ZM232 176V175H231ZM230 176V177H231ZM51 177H53V176H51ZM55 177V176H54ZM87 177V176H86ZM35 179H36V177H34ZM39 178V176L37 175V179ZM44 178H46V176L44 177ZM43 178V179H44ZM65 178V177H64ZM134 178H135V175H134ZM40 179V181L42 180V178L40 177L39 178ZM38 179V180H39ZM61 180L59 181L61 184L62 183H64L65 185H68V186H70V187H74V186H72V184L74 183V181H69L68 180V183H67V181L66 180H64L63 178H60ZM69 179V178H68ZM151 179V177H148L146 180H150ZM259 179H262V176L259 178ZM44 180H46V179H44ZM48 180V179H47ZM50 180V179H49ZM4 181H8L9 182V185H7V186H5V188H7L8 187V189H3L2 188V186H3V183H4ZM27 181V180H26ZM227 181V180H226ZM56 182V181H55ZM87 182V181H86ZM91 182V181H90ZM100 182H101V180H100ZM105 182H107V181H105ZM104 182V183H105ZM225 182V181H224ZM32 183H38V182H32ZM57 183V182H56ZM128 183V182H127ZM58 184V183H57ZM51 185V184H50ZM55 185V184H54ZM58 185H60V184H58ZM129 185H133V183L132 184H129ZM76 186H78V184L76 185ZM98 186V185H97ZM206 186V185H205ZM96 187V186H95ZM104 187V186H103ZM102 187V188H103ZM76 188V187H75ZM96 188H98V187H96ZM117 188V187H116ZM143 190L141 191V193H139V190H137V189H134V187L132 188V189H130V190H133V192L131 193V195H134L135 196V194H137V193H139V195L138 196H141V198H147V197H150L151 198V205H153V203L155 204L154 206H159V205H162L163 207L164 206H167L170 202H173V200H170L169 199V196L165 193V192H162L160 189H158L157 187L155 188V185H146V186H142L141 187ZM71 189V188H70ZM118 189V188H117ZM76 190H77V188H76ZM98 190V189H97ZM128 191H129V189H127ZM158 190L160 191V192H158ZM73 191V190H72ZM78 191H80V190H78ZM99 192V191H98ZM9 193H11L12 195H9ZM83 193H84V191H83ZM87 193H89V192H87ZM80 194V193H79ZM81 194H82V192H81ZM127 195H130V193H124L123 194V196H120V195H118V197H117V200H115L114 202H122L123 200L126 202V196ZM259 195H261L262 197H264V186L262 187V190H261V192H260V194ZM24 197L23 198V200H19L20 199V197ZM93 196V195H92ZM174 196H176V198H179L178 200H177V202H178V205H179V207H180V209H184V208H186L187 210L188 209H190V208H193L192 209V211L194 212L195 210H199V208H196L195 207V205H197V204H201L202 205V203H201V198H197V197H192V196H183V195H181V194H174ZM15 197L17 198V200H15ZM158 197V198H157ZM160 198V199H159ZM219 199H221V198H217V200H219ZM87 200V199H86ZM143 201V200H142ZM37 203L38 202H36L35 201V203L33 204V205H37ZM83 203H84V201H83ZM104 203V202H103ZM143 203V202H142ZM29 204V203H28ZM96 205V204H95ZM103 205V204H102ZM139 205H140V203H139ZM76 206V205H75ZM112 206H116V205H114V203L112 204V205H110L109 207H105L104 208V206H102L103 208H100V214H101V216L103 215V216H110L111 214H112V218H113V220L114 221H117V219L115 218V216H113V213H112ZM61 207V206H60ZM99 207V206H98ZM98 207H96V208H98ZM124 207L126 208H123V211H128V213H129V211H131L132 213H133V211H136L137 210V208L139 209V214H138V216L139 215H142V216H144V213H145V208L147 207V206H139V207H134V206H132L131 204H129L128 202H126L125 203V205H124ZM39 208V209H40ZM96 208L95 209H93V210H95L96 211ZM149 208H150V206H149ZM31 209H34V206L31 208ZM54 210L56 209V208H53ZM61 209V208H60ZM116 209V208H115ZM63 210V209H62ZM68 210V209H67ZM89 210H91V209H89ZM164 210H167V209H164ZM64 211V210H63ZM62 211V212H63ZM74 211V210H73ZM73 211H72V213H73ZM98 211V212H99ZM98 212H96V213H98ZM64 213V212H63ZM71 213V214H72ZM95 213V214H96ZM132 213H131V215H132ZM153 213V207H151L149 210H148V212H146V214H149V215H151ZM67 214V213H66ZM70 214V215H71ZM83 214H85V213H83ZM82 214V215H83ZM130 214V213H129ZM134 214V213H133ZM17 215H19V216H24V217H27L25 220H24V222L17 216ZM41 215V217H38L37 218V216H40ZM61 215V214H60ZM92 215H93V213H92ZM91 215V216H92ZM99 215V214H98ZM135 215V214H134ZM93 216H96V215H93ZM102 216V217H103ZM133 216V215H132ZM132 216H130V217H132ZM220 216H222L223 217V219H222V224L221 225H224V227H230L229 229H231L232 227H231V225H232V223H234L233 221V219L235 218V219H237V217H238V215H236V214H234V213H223L222 215H220ZM64 217V216H63ZM69 217V216H68ZM74 217H75V215H74ZM85 217V216H84ZM98 217H100V216H98ZM97 217V218H98ZM101 217V218H102ZM133 217H135V216H133ZM137 217V216H136ZM165 217H167V216H165ZM171 219H172V216H169ZM175 217H177V218H179L178 217V215H176ZM180 217H182V218H184V219H187V217H189V216H180ZM22 218V217H21ZM93 218H95V217H93ZM96 218V219H97ZM128 218H129V216H128ZM128 218L127 219H125L124 218V220L126 221H128ZM170 218H169V220H170ZM224 218H226V219H224ZM68 219V218H67ZM70 219H72V218H70ZM81 219H82V217H81ZM96 219H95V222H96ZM99 219V218H98ZM97 219V220H98ZM110 219H111V216H110ZM135 219L136 218H132V219H130V224L127 226V229H135V228H137L138 230L140 229V225L138 226V225H136L135 223H132V222H134L135 221ZM160 219V218H159ZM159 219H158V222H159ZM173 219H174V216H173ZM75 220V219H74ZM77 220V219H76ZM101 220V222H102V219H100ZM111 221V222H114V221ZM119 220V219H118ZM123 220V221H124ZM141 220V219H140ZM146 220V219H145ZM144 220V221H145ZM165 220V219H164ZM168 220V219H167ZM176 220V222H177V219H175ZM247 220L248 221H250L248 224H250V223H253V224H259V228H258V230H260V229H264V216L262 217V216H259L258 214H254V217H253V215L252 214H250L249 213V215H248V217H247ZM78 221V220H77ZM83 221H84V218H83ZM93 221V219L91 220V222ZM104 221V220H103ZM138 221V220H137ZM156 221V220H155ZM174 221V220H173ZM172 220H170L169 221V224H174V222H173ZM179 221V220H178ZM63 222V221H62ZM80 222L82 223V221L80 220ZM90 222V223H91ZM95 222H93V223H95ZM110 222V223H111ZM180 222V221H179ZM84 223V222H83ZM82 223V224H83ZM97 224L98 223H100V221L99 222H96ZM109 223V225H111ZM115 224H116V222H114ZM132 223V224H131ZM145 223V222H144ZM147 223V222H146ZM149 223H151V222H149ZM149 223L147 224V226H149ZM84 224H86V223H84ZM103 224V226L105 227L106 226V224L107 223H102ZM101 224V225H102ZM123 224V223H122ZM143 224V223H142ZM154 224H156V223H154ZM158 225H159V223H157ZM156 224V225H157ZM184 224H186V223H184ZM68 225V224H67ZM72 225V224H71ZM99 225V224H98ZM157 225V226H158ZM221 225H220V227H221ZM79 226H81L80 224H79ZM88 226V225H87ZM86 226V227H87ZM92 226H93V224H92ZM97 225H95V228H92L91 230L90 229H88V228H86V229H88V231L90 230V232H88V234L86 235L85 233H86V231L87 230H84V235H82V237L81 238H83V240H85L86 241V239L87 238H89V240L88 241H91V242H93L92 241V238L93 237H95L96 238V236H100L101 234L99 233V231H98V228L100 227V226H98V228L96 227ZM102 226V227H103ZM112 226H114V224L112 225ZM112 226H109L110 228L112 227ZM143 226H146V225H143ZM157 226H155V227H157ZM237 226V225H236ZM251 226V225H250ZM78 227V226H77ZM84 227H85V225L83 226V228H82V232H83V229H84ZM167 227V226H166ZM197 226H195L194 224H187V227H185V232L187 233L186 235L188 236V238H186L185 239V242H184V244L183 243H181V244H183V245H179V246H177V244H170L168 241H164V240H161L162 238H159V237H150V235H149V239L148 238H145V242H147L145 245H146V247L145 248H143L142 249V247H143V242H141L143 245L141 246V244L139 243L140 241H142L141 239L139 240V239H137V240H135L137 243H139L138 244V246H141L139 249L137 248V247H135L136 245L135 244H137V243H135L134 244V246L132 247V249L134 250V252L137 254V255H142V256H144L146 253H148V252H154V250L155 249H157V248H160L161 250H158V251H162L163 253H165V254H156L154 257L156 258H154V257H152L153 258V263L152 264H218L214 259H213V257H212V255L211 254H213V253H209V251H208V247H209V245L208 244H210V243H207V246H205L204 244H203V248L201 247V249L198 247V246H196L195 245V242H194V239H193V236L197 233V231H196V228ZM252 227V226H251ZM66 228H67V226H66ZM65 228V229H66ZM81 228V227H80ZM79 228V229H80ZM107 228V227H106ZM106 228H104V230L106 229ZM143 227H141V229H142ZM148 228H151V227H148ZM154 228V227H153ZM160 227H158V229H159ZM163 228V227H162ZM167 228H169V227H167ZM171 228H173V226L171 227ZM179 228V227H178ZM181 228H182V225H181ZM180 228V229H181ZM183 228H184V226H183ZM183 228H182V230H183ZM234 228H235V226H234ZM61 229V228H60ZM72 229V228H71ZM108 230H109V228H107ZM113 229V228H112ZM144 229V228H143ZM170 229V228H169ZM236 229V228H235ZM103 230V231H104ZM160 230V229H159ZM165 231H166V228L164 229ZM175 230H176V228H175ZM175 230L173 229V230H170V231H174L175 232ZM200 230V229H199ZM252 230H253V227H252ZM63 231V230H62ZM61 231V232H62ZM78 231V230H77ZM102 231V230H101ZM116 231V230H115ZM114 231V232H115ZM118 231V230H117ZM135 231H137V230H135ZM146 231H148V230H146ZM151 231V230H150ZM152 231L154 232V230L152 229ZM164 231V232H165ZM169 231V230H168ZM167 231V232H168ZM196 231V232H195ZM48 232V234L50 235V231H47ZM80 232V231H79ZM105 232H106V230H105ZM173 232V233H174ZM176 232H177V230H176ZM190 232H193V233H190ZM195 232V233H194ZM201 232V231H200ZM203 232V231H202ZM31 233H34V234H31ZM64 233V232H63ZM73 233H75V232H73ZM104 233V232H103ZM106 233H108L107 235L109 236H112V232L110 231V232H106ZM105 233V234H106ZM118 233H119V231H118ZM133 233V232H132ZM136 233V232H135ZM146 233H149V231L148 232H146ZM145 233V234H146ZM169 233V232H168ZM171 233V232H170ZM172 233V234H173ZM178 233V234H177ZM176 234L177 235H175V233L173 234L175 237L177 236V237H179V231L177 232ZM44 234L46 235V237L44 238ZM72 234V233H71ZM98 234H100V235H98ZM114 234V233H113ZM134 234V233H133ZM138 234H139V232H138ZM162 234H165V233H162ZM161 234V235H162ZM171 234V235H172ZM183 234H184V232H183ZM205 233H203V235H204ZM253 235H257V236H259V235H264V231H257L256 230V232H255V230L253 231V233H252ZM59 235V234H58ZM62 235V234H61ZM80 235V234H79ZM126 235V234H125ZM135 235V234H134ZM133 235V236H134ZM152 235V234H151ZM170 235V236H171ZM171 236V237H174V236ZM181 235H182V232H181ZM216 235V234H215ZM77 236V235H76ZM81 236V235H80ZM142 236V235H141ZM148 236V235H147ZM146 236V237H147ZM153 236V235H152ZM165 236V235H164ZM168 236V234L166 235V237ZM169 236V238H171ZM185 236V235H184ZM187 236H185V237H187ZM202 236V235H201ZM206 236V235H205ZM211 236V235H210ZM209 236V237H210ZM220 236V235H219ZM221 236H223V235H221ZM91 237V238H90ZM127 238H129L128 237V235L126 236ZM130 237H132L131 236V233H130ZM135 237H136V235H135ZM134 237V239H136ZM161 237V236H160ZM176 237V238H177ZM215 237V236H214ZM58 238V237H57ZM75 238V237H74ZM98 238V237H97ZM126 238V239H127ZM133 238V237H132ZM141 238H143V236L141 237ZM175 238V239H176ZM201 238V237H200ZM216 238L217 237H215V240H216ZM220 238V237H219ZM218 238V239H219ZM49 239V238H48ZM125 239V241L127 242V240ZM130 239V238H129ZM128 239V240H129ZM179 239V238H178ZM177 239V240H178ZM204 239V238H203ZM202 239V240H203ZM211 239V238H210ZM8 240V241H9ZM147 240V241H146ZM168 240V239H167ZM173 240V239H172ZM172 240H169V241H172ZM181 240V239H180ZM214 240V241H215ZM226 240V239H225ZM29 241V240H28ZM111 241H112V239H111ZM124 241V242H125ZM132 241V240H131ZM130 240H129V243L127 244L128 245V247H129V244L131 243L132 244V242H131ZM134 241V240H133ZM174 241V243H177V241H175V240H173ZM213 241V240H212ZM221 241V239L218 241V242H220ZM262 241H264V239L262 240ZM84 242V241H83ZM204 242V241H203ZM216 242V241H215ZM228 241H226V243H227ZM260 242V241H259ZM7 243V242H6ZM31 243V242H30ZM178 243H180V241L178 240ZM198 243H200V242H198ZM217 243V242H216ZM224 243V242H223ZM262 243V242H261ZM10 244V243H9ZM14 244V243H13ZM17 244V246H15V249H14V251H12V249H10V250H6V251H4V254H6L7 255V258H3V262L2 263H0V264H19V261H15V259L16 258H18V256H19V251H20V249H21V247H19V245ZM86 244V243H85ZM88 244H89V242H88ZM92 244V243H91ZM200 244H202V243H200ZM199 244V245H200ZM206 244V243H205ZM231 244V243H230ZM229 244V245H230ZM236 244V243H235ZM243 244V243H242ZM241 244V245H242ZM258 243H256V245H257ZM260 244V243H259ZM262 244H264V242L262 243ZM10 245H12V244H10ZM64 245V244H63ZM66 245V244H65ZM78 246V250H76L74 253H75V260L77 261V263H79V261H81L79 264H85V262H86V260L85 259H87L88 260V258H87V253L86 254H84V250L83 249H81V247L82 246H84L82 243H79V244H77ZM144 245V246H145ZM176 245V246H175ZM213 245V244H212ZM215 245V244H214ZM223 245V244H222ZM253 245V244H252ZM9 246V245H8ZM32 246V245H31ZM124 246V245H123ZM131 246V245H130ZM169 246L170 247H172V246H175V248H173V249H175V251L174 252H171V253H178V255H176L175 256V258L174 259H172L171 257H168V256H166V255H169L168 254V252H169V250H170V248H169ZM200 246H202V245H200ZM218 246V245H217ZM243 247H244V245H242ZM246 246H247V244H246ZM248 246H250V245H248ZM260 245H258V247H259ZM262 246V245H261ZM25 247V246H24ZM33 247V246H32ZM46 247V248H45ZM66 247V246H65ZM91 247H93V246H91ZM210 247H211V245H210ZM213 247V246H212ZM230 247H233L232 245L230 246ZM237 247V246H236ZM9 248V247H8ZM34 248V247H33ZM75 248V247H74ZM87 248V247H86ZM89 248H90V244H89ZM121 248V247H120ZM215 248V247H214ZM226 248V246L224 247V249ZM229 248V247H228ZM240 248V247H239ZM32 248H28V250L27 251H24V252H26V253H28V251H30ZM66 250L68 249V248H65ZM91 249V248H90ZM90 249H89V251L88 252H90ZM122 249V248H121ZM129 249H131L130 247H129ZM231 249V248H230ZM233 249V253H235V251H234V248H232ZM231 249V250H232ZM237 249V248H236ZM241 249V248H240ZM239 249V250H240ZM125 250V249H124ZM203 250V251H202ZM217 251V248L216 249H214V251ZM226 250V249H225ZM245 250H247V249H245ZM2 251V249H1V247H0V252ZM11 251L13 252V255H11ZM119 251H122V250H120L119 249ZM212 251V250H211ZM221 252L222 251H224L223 249H221L220 250ZM243 251V250H242ZM257 251V250H256ZM262 251V250H261ZM69 252V251H68ZM125 252V251H124ZM129 252H130V250H129ZM133 252V251H132ZM228 252H231V251H227V253ZM257 252H259V251H257ZM2 253H3V251H2ZM29 253H33V251L32 252H29ZM39 253V254H40ZM67 253V251H65V253H63V255L64 254H66ZM111 253V252H110ZM110 253H108V254H110ZM118 253V252H117ZM127 253V252H126ZM126 253H121L122 255H118L117 254V257L116 258H113V253H111V254H113L112 256H110L109 257V255H108V257H109V259H108V261L105 263V264H128V261H126V260H123V257H127L126 256ZM170 253V254H171ZM227 253H226V255H227ZM232 253V252H231ZM242 253V252H241ZM247 253V252H246ZM245 253V254H246ZM249 253V252H248ZM260 253V252H259ZM1 254V253H0ZM38 254V255H39ZM89 254V253H88ZM152 254V253H151ZM216 254V253H215ZM254 254V253H253ZM255 254H257V253H255ZM262 254V253H261ZM1 255H3V254H1ZM22 255V254H21ZM25 255V254H24ZM34 255V254H33ZM38 255L37 256H29V257H33V259L35 258L36 260H39V257H38ZM104 255V254H103ZM158 255H160V256H158ZM218 255V254H217ZM244 255V254H243ZM249 255H250V253H249ZM42 256V255H41ZM93 256V255H92ZM99 256V255H98ZM98 256H96V257H98ZM104 256H106V255H104ZM146 256V255H145ZM152 256V255H151ZM228 256V255H227ZM229 256H230V254H229ZM245 256V255H244ZM243 256V257H244ZM264 256V255H263ZM61 257V256H60ZM101 258H102V254H101V256H100ZM226 257V256H225ZM233 257V256H232ZM238 257V256H237ZM236 257V259H238ZM242 257V255L240 256V258ZM252 258H253V256H251ZM27 258V257H26ZM62 258V257H61ZM100 258V260L102 261V259ZM106 258H107V256H106ZM151 258V257H150ZM224 258V257H223ZM227 258V257H226ZM226 258H224L225 260H228V259H226ZM143 259V258H142ZM243 259H245V258H243ZM254 259H256V257L254 258ZM253 259V260H254ZM257 259H258V257H257ZM5 260V261H4ZM20 260V259H19ZM24 260V259H23ZM43 260V259H42ZM92 260V259H91ZM106 260V259H105ZM115 260H118V262L117 263H115ZM136 260V262H134V260H131L132 261V263L131 264H138L139 263V261H137L138 259H135ZM239 260V259H238ZM252 260V261H253ZM259 260V259H258ZM257 260V261H258ZM25 261V260H24ZM44 261V260H43ZM46 261V262H47ZM82 261H83V263H82ZM88 261H90V260H88ZM129 261H130V259H129ZM149 261H151V260H149ZM260 261H261V259H260ZM91 262H93V260L92 261H90V263ZM100 262V261H99ZM103 263H104V260L102 261ZM152 262V261H151ZM235 262V261H234ZM237 262V261H236ZM240 262V261H239ZM256 262V261H255ZM259 262V261H258ZM258 262H257V264H258ZM263 262V261H262ZM32 263H34V262H32ZM87 263V262H86ZM102 263V264H103ZM140 263H142L141 261H140ZM243 263H244V261H243ZM264 263V262H263ZM262 263V264H263ZM22 264H23V262H22ZM27 264H29V263H27ZM65 264H71V262L70 261H67V263H65ZM130 264V263H129ZM148 264H150V262L148 263ZM221 264V263H220ZM241 264V263H240ZM245 264H246V262H245ZM254 264H256V263H254Z\"/></svg>","mask_w":264,"mask_h":264},{"label":"crops","instance_id":"obj_3","mask_svg":"<svg viewBox=\"0 0 264 264\" xmlns=\"http://www.w3.org/2000/svg\"><path fill=\"white\" fill-rule=\"evenodd\" d=\"M168 104H169V103H168ZM176 105H177V102H176V103L174 102L173 107L175 108ZM173 107H172V108H173Z\"/></svg>","mask_w":264,"mask_h":264}]
</instances>
